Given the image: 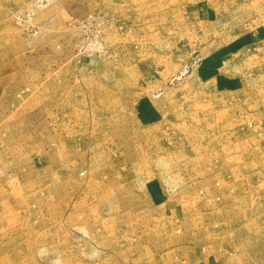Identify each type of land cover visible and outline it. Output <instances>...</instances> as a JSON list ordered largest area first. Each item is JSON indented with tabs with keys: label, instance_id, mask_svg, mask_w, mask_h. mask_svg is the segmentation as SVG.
Here are the masks:
<instances>
[{
	"label": "rangeland",
	"instance_id": "rangeland-1",
	"mask_svg": "<svg viewBox=\"0 0 264 264\" xmlns=\"http://www.w3.org/2000/svg\"><path fill=\"white\" fill-rule=\"evenodd\" d=\"M256 16L0 0V264H264L263 230L192 212L227 189L264 208V55L229 43Z\"/></svg>",
	"mask_w": 264,
	"mask_h": 264
},
{
	"label": "crops",
	"instance_id": "crops-1",
	"mask_svg": "<svg viewBox=\"0 0 264 264\" xmlns=\"http://www.w3.org/2000/svg\"><path fill=\"white\" fill-rule=\"evenodd\" d=\"M257 1L260 2V4L264 3V0H257ZM256 17L252 18L249 21V23H256L257 21L264 23L263 17H257L258 18L257 21L255 19ZM232 42H233V44H232ZM229 43L233 46L236 45L235 47H232V48H236L238 53H241V51H243V50L245 51L246 50L245 48H247L246 46H248L252 43L253 48L258 52V55L263 56L264 55V26L257 27L253 30L247 31L244 34H239V35L236 34V35H234L233 39ZM229 43H227L226 45H223L220 48L221 52L226 51L230 48V46H228ZM243 46H245V47L242 48ZM253 48H251V49H253ZM248 49H249V47H248ZM251 49H249V50H251ZM246 178H247V180H249L247 176H246ZM252 181H255V176H252ZM253 183H255V182H253ZM226 191L227 192L225 194H221V196L218 197L220 200L219 203H217V202L215 203V201H214V203L208 202L207 204L211 205L210 208H208V209L203 208L200 212L196 211V210H194L192 212L195 214H198L199 216H203V215H209L210 216V215H213L215 212L220 213V219L222 221L221 222L222 228L226 229V231H230V228H232L231 227L232 220L236 221L238 228L241 226V224L243 225L244 223H251L252 224L251 225L252 231L250 230L249 232L255 233V232L262 231V230L264 231V208H262V209L258 208L254 204L252 205V207H249V206L244 207L242 203H240L239 205L236 206V202H238L240 199H243L245 194H243V196H242V194L233 193L229 189H227ZM193 195H195V193ZM206 196H208V195H206ZM212 196H213V194L211 193V197ZM212 198H214V197H212ZM168 200L169 199L167 198L165 202L167 203ZM199 208H201V207H198L196 205L192 209H199ZM236 215L241 216V218L240 219H233V217H236ZM246 216L249 217V220H246ZM207 224L211 225L212 222L210 221ZM253 224H254V226H253ZM204 232H208L207 228L204 230ZM237 232L240 233L239 230ZM242 232H245V231L243 230ZM240 238H241V236L238 234L237 238L232 243L227 244V247H232V246L238 245L240 242Z\"/></svg>",
	"mask_w": 264,
	"mask_h": 264
}]
</instances>
